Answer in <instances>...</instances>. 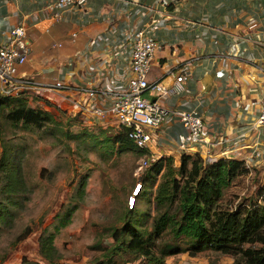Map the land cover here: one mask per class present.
Here are the masks:
<instances>
[{
    "label": "crops",
    "instance_id": "0c3cea01",
    "mask_svg": "<svg viewBox=\"0 0 264 264\" xmlns=\"http://www.w3.org/2000/svg\"><path fill=\"white\" fill-rule=\"evenodd\" d=\"M54 2L0 0V42L14 25L27 26L31 54L20 71L68 89L49 94L51 101L70 109L78 88H103L102 72L112 77L127 66L131 30L147 28L158 44L149 79L169 84L180 69L189 74L185 90L165 103L196 110L221 136L224 146L210 148L214 160L236 159L264 174V131L250 128L264 81V0H87L86 11ZM181 133L177 123L162 125L150 155L178 156L171 144ZM255 150L259 165L245 161Z\"/></svg>",
    "mask_w": 264,
    "mask_h": 264
},
{
    "label": "rangeland",
    "instance_id": "374dc122",
    "mask_svg": "<svg viewBox=\"0 0 264 264\" xmlns=\"http://www.w3.org/2000/svg\"><path fill=\"white\" fill-rule=\"evenodd\" d=\"M25 97L28 107L48 115L25 127L11 119L17 103L0 97V164L4 156L10 163L8 170L0 167V264H49L39 252V239L50 234L56 264H98L113 245V228L131 222L150 230L165 162L161 173L154 174L150 154L115 141L120 129L90 121L46 97ZM175 154L161 160L170 157L178 170L185 154ZM191 156L188 169L196 156L206 162L201 161L204 168L213 162L198 153ZM177 177L184 180L180 172ZM218 204L223 209L240 205L242 212L264 206V174L244 163ZM152 245L160 250L175 246L164 264H245L239 256L211 248L193 253L195 241L174 240L168 232ZM112 264H145V259L123 251Z\"/></svg>",
    "mask_w": 264,
    "mask_h": 264
},
{
    "label": "built area",
    "instance_id": "2783aa9c",
    "mask_svg": "<svg viewBox=\"0 0 264 264\" xmlns=\"http://www.w3.org/2000/svg\"><path fill=\"white\" fill-rule=\"evenodd\" d=\"M86 5L87 0H55L54 2L57 8H75L83 11H86ZM126 43L127 66L123 70L116 69L112 77L102 72L101 76L106 80L101 89L89 86L78 88L81 97L73 100L74 113L96 123L127 129L128 138L133 144L149 153L157 144L156 130L164 124L177 123L183 133L179 134L171 144L173 151L182 154L198 148V153H202L199 154L203 158L214 161L210 148L212 150L224 146L221 136L209 130L201 114L196 110L177 108L165 103L169 96L185 90V83L189 78L187 69H180L169 84H164L161 80H150L153 55L158 47L155 36L147 28H135L126 37ZM30 54L31 42L27 34V26L25 23L14 25L9 36L0 42L1 95L15 96L22 93L48 98L51 93L68 90L58 81L41 82L33 75L21 72L20 68L29 60ZM87 70L90 71L89 68ZM261 70L264 76V63ZM222 75V72H217V76ZM52 97L48 99L51 100ZM69 98L64 96V99ZM250 128L264 131V81L259 111ZM209 144L210 146L207 147ZM259 157V152L255 150L245 161L259 165ZM149 159L151 162L157 160L151 155Z\"/></svg>",
    "mask_w": 264,
    "mask_h": 264
},
{
    "label": "trees",
    "instance_id": "16d2710c",
    "mask_svg": "<svg viewBox=\"0 0 264 264\" xmlns=\"http://www.w3.org/2000/svg\"><path fill=\"white\" fill-rule=\"evenodd\" d=\"M0 97L11 98L17 103L11 112V119L21 122L25 127L36 125L43 119L44 114H47L28 107L25 94H0ZM119 132L115 138L116 142L121 146L134 145L128 138L127 129H120ZM137 149L141 154H150L147 150ZM191 157L190 154L182 155L181 167L178 170L172 165L170 157L166 161L161 160L165 158L162 157L150 163V171L160 174L165 162L154 193L155 214L150 230L141 231L131 222H125L120 228H113L110 233L113 245L102 254L98 264H112L113 256L123 251L144 258L145 264H164L165 256L172 254L175 246L168 245L166 249L160 250L157 249L158 246L152 245V242L167 232L174 240L187 238L195 241L193 253L211 248L234 257L239 256L245 264H264V206L242 212L240 205L237 207L231 204L228 209H223L218 204L223 190L244 162L219 158L204 168L201 161L206 162L196 156L188 169ZM3 159L0 167L8 170L9 160L7 156ZM177 172L184 175L183 181L177 177ZM253 243H259L261 246L241 247ZM39 252L49 264H56L53 234L40 237Z\"/></svg>",
    "mask_w": 264,
    "mask_h": 264
},
{
    "label": "bare ground",
    "instance_id": "6f19581e",
    "mask_svg": "<svg viewBox=\"0 0 264 264\" xmlns=\"http://www.w3.org/2000/svg\"><path fill=\"white\" fill-rule=\"evenodd\" d=\"M139 189H140V185L136 188V192H138ZM132 200H133V198H132ZM132 203H133V201H132Z\"/></svg>",
    "mask_w": 264,
    "mask_h": 264
},
{
    "label": "clouds",
    "instance_id": "9594fccd",
    "mask_svg": "<svg viewBox=\"0 0 264 264\" xmlns=\"http://www.w3.org/2000/svg\"><path fill=\"white\" fill-rule=\"evenodd\" d=\"M137 187H138V186H137ZM135 193H138V192H136V189H135ZM132 198H133V200H132V199H131V200L134 202V197H132ZM131 203H132V202H131ZM131 205H133V204H131Z\"/></svg>",
    "mask_w": 264,
    "mask_h": 264
},
{
    "label": "water",
    "instance_id": "95a60500",
    "mask_svg": "<svg viewBox=\"0 0 264 264\" xmlns=\"http://www.w3.org/2000/svg\"><path fill=\"white\" fill-rule=\"evenodd\" d=\"M154 99V98H153Z\"/></svg>",
    "mask_w": 264,
    "mask_h": 264
}]
</instances>
